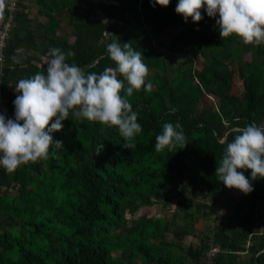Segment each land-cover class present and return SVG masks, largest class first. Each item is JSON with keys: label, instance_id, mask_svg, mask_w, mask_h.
Masks as SVG:
<instances>
[{"label": "trees", "instance_id": "obj_1", "mask_svg": "<svg viewBox=\"0 0 264 264\" xmlns=\"http://www.w3.org/2000/svg\"><path fill=\"white\" fill-rule=\"evenodd\" d=\"M32 2L43 21L30 20ZM154 3L17 0L10 17L5 8L0 97L8 119H15L20 95L15 85L46 75L53 47L73 52L68 62L86 74H99L116 67L107 45L130 42L149 74L131 96L121 91L142 126L134 148L123 146L118 126L70 110L63 129L51 133L62 149L50 148L47 158L13 172L0 166V264H264V178L252 180L251 169H238L254 190L234 194L216 176L239 130L253 122L264 126V43L221 38L218 14L202 9L201 21L186 22L175 10L178 0ZM118 79L129 86L119 73ZM169 122L182 125L184 144L157 152L156 136ZM224 196L231 205L226 220L185 245L198 215L211 218ZM173 197L171 218L149 216L155 202L166 205Z\"/></svg>", "mask_w": 264, "mask_h": 264}, {"label": "clouds", "instance_id": "obj_2", "mask_svg": "<svg viewBox=\"0 0 264 264\" xmlns=\"http://www.w3.org/2000/svg\"><path fill=\"white\" fill-rule=\"evenodd\" d=\"M155 3L168 6L170 0H155ZM7 6V0H0V18ZM202 9L209 17L218 14L216 24L221 38L235 34L245 44L264 43V0H178L175 10L186 22L189 17L199 22L203 18ZM107 52L116 67L105 68L99 74H86L68 62L73 52L53 47L48 53L51 59L46 75L37 72L19 80L15 85L20 93L14 100L15 119L0 114V166L13 172L23 164L47 158L50 148L53 152L62 149L63 141L54 140L51 133L63 129L62 121L68 119L70 110L77 118L118 126L125 141L123 146L135 147L132 138L142 131V126L137 122L138 113L133 111L128 99L122 97L121 91L123 89L126 96H131L134 89L144 86L149 68L130 42L121 43L116 39L107 45ZM118 73L127 81V88L118 79ZM145 90L152 91L151 82ZM53 118L55 122L49 127ZM239 131L240 134L227 144L223 158L218 162L216 176L228 188L248 194L254 187L238 169H251L252 180L264 178V126L253 122ZM184 141L185 133L180 123H165L162 132L156 136L155 149L159 152L167 147L170 151L177 144L183 145ZM102 150L101 143L96 154Z\"/></svg>", "mask_w": 264, "mask_h": 264}, {"label": "rangeland", "instance_id": "obj_3", "mask_svg": "<svg viewBox=\"0 0 264 264\" xmlns=\"http://www.w3.org/2000/svg\"><path fill=\"white\" fill-rule=\"evenodd\" d=\"M28 11H29L30 20H39L40 22L44 20V18L42 16H40V15L38 16L37 7L34 4V2H32L31 4L28 5ZM94 16L97 18L96 15H94ZM2 28H3V24H2ZM6 31H7V28H6ZM6 31L4 30L5 35H6ZM170 34L171 33L167 32V34L161 39V41H162L161 43H163L165 45L167 38ZM240 39H241V37L237 36V38H236L237 42H239ZM0 41L1 42L3 41V39L1 40V37H0ZM251 57H252V53H251ZM242 58L244 60L250 59V52H242ZM199 60H200V58L195 59V61H197V63ZM230 65L233 68H236L235 63H230ZM238 81H239L238 79L235 80V83L238 87L237 90L241 91V85ZM203 103H206V101L203 100ZM228 190L234 194H236L238 192V190L236 188H231V189L228 188ZM224 197H226V196H224ZM175 198L176 197H173V199L167 200L166 205H163L162 203H159V202H155L152 205V207H150L149 216H155V217L165 216V217L171 218V212L174 210V206H175V200H174ZM229 203L230 202L228 201L227 197H226V199L223 198V201L218 202L217 205L214 207V213L211 216V218H206L203 216L200 217V215H198V221L194 224L195 232H194V234L187 235L185 237L184 244L187 245V244H191V243L192 244L198 243L202 233L207 228H209L211 226V224L224 222L226 220V216L231 213V205ZM213 216H215V217L213 218ZM126 217L127 218L129 217V213H126ZM242 258L248 259V254L243 253Z\"/></svg>", "mask_w": 264, "mask_h": 264}, {"label": "built area", "instance_id": "obj_4", "mask_svg": "<svg viewBox=\"0 0 264 264\" xmlns=\"http://www.w3.org/2000/svg\"><path fill=\"white\" fill-rule=\"evenodd\" d=\"M16 2L17 0H8V3H7L8 6L6 7V10L9 13V17L11 16L12 11L15 9ZM8 27H9V20L3 23V33H2L3 35L1 36V40L5 36L4 30L6 31V28L8 29ZM2 45H3V41L0 43V48L2 47ZM1 56L2 54L0 53V57ZM4 113H5V106H4L3 100L0 97V114L4 115ZM215 251H217V248H213L211 251V254H213Z\"/></svg>", "mask_w": 264, "mask_h": 264}, {"label": "water", "instance_id": "obj_5", "mask_svg": "<svg viewBox=\"0 0 264 264\" xmlns=\"http://www.w3.org/2000/svg\"><path fill=\"white\" fill-rule=\"evenodd\" d=\"M4 17H5V11H4V13H3V17L0 18V37H1L2 33H3L2 24H3V22H4Z\"/></svg>", "mask_w": 264, "mask_h": 264}]
</instances>
